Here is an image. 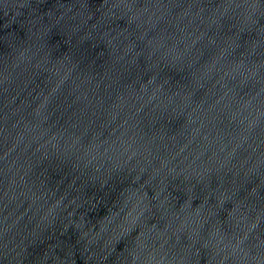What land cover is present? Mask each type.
I'll return each instance as SVG.
<instances>
[{
    "label": "water",
    "instance_id": "95a60500",
    "mask_svg": "<svg viewBox=\"0 0 264 264\" xmlns=\"http://www.w3.org/2000/svg\"><path fill=\"white\" fill-rule=\"evenodd\" d=\"M0 264H264V0H0Z\"/></svg>",
    "mask_w": 264,
    "mask_h": 264
}]
</instances>
